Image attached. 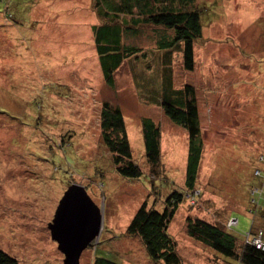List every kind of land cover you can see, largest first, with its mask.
Returning <instances> with one entry per match:
<instances>
[{
	"label": "rangeland",
	"instance_id": "obj_1",
	"mask_svg": "<svg viewBox=\"0 0 264 264\" xmlns=\"http://www.w3.org/2000/svg\"><path fill=\"white\" fill-rule=\"evenodd\" d=\"M6 4L15 8L11 0H0V249L18 264H62L47 225L74 184L87 189L102 216L99 235L79 264H93L97 256L118 264H161L125 232L142 203L161 211L168 192L184 190L185 131L161 107L143 99L129 62L114 74L113 89L105 84L92 40L91 26L97 24L92 0L25 3L21 17L20 11L11 12L22 21L18 28L10 24L12 18L4 19ZM195 5L202 34L194 44L193 70L183 69L177 52L167 60L174 88L193 87L202 155L196 192L177 207L168 232L183 264H227L223 261H232L188 237L186 223L199 218L239 240L250 229L264 233V0H196ZM161 32L142 27L139 34L123 38L124 44L147 50L153 71L165 58L155 45ZM15 39L25 44L19 52ZM34 98L43 99L49 110L38 130L19 123L26 120L25 112L31 113L22 100ZM103 102L122 113L140 179H124L114 171L100 136ZM145 119L161 134L155 173L144 153ZM58 147L69 148L81 172L60 169L53 157L62 156ZM232 219L237 224L228 227Z\"/></svg>",
	"mask_w": 264,
	"mask_h": 264
},
{
	"label": "trees",
	"instance_id": "obj_2",
	"mask_svg": "<svg viewBox=\"0 0 264 264\" xmlns=\"http://www.w3.org/2000/svg\"><path fill=\"white\" fill-rule=\"evenodd\" d=\"M32 1L11 0L15 8L6 4L1 10L4 19L12 18L9 20L11 25L22 26L23 24H20L22 21L17 22L11 12L18 10L20 11L17 13L18 17H21L23 4H29ZM195 1L92 0L93 11L97 19V24L91 26L92 40L105 84L113 89L114 74L123 63L129 62L130 74H133L131 76L135 81L136 89L143 94V99L161 107L164 116L171 123L182 128L187 135L184 190L174 189L168 192L161 211L142 203L134 213L125 232V235L135 237L140 241L147 257L152 262L161 264H183L176 249V242L169 235L168 228L177 207L184 201L185 196L193 197L191 194L196 192V179L202 155L199 110L193 87L185 84L182 88H174L170 64L167 60L173 52H177L181 55L185 71L191 72L194 68V44L202 34L200 11ZM30 23L34 28V24ZM142 27H155L162 31L155 45L157 51L164 53L165 58L161 64L162 67L157 66L154 71L151 70L147 50L144 51L141 47L133 44L127 45L123 42L125 36L133 37L139 34ZM14 30L17 33L20 32ZM34 30L32 29L29 34ZM22 41L15 39L16 52L25 46ZM151 74L153 76H150ZM152 78H154L153 84L151 83ZM138 95L142 98L141 94L138 93ZM21 103L31 111L30 114L25 112L26 120L21 122H19L20 119L16 120L23 127H33L38 130L44 121H48L45 115L49 110L43 99L34 98L24 102L22 100ZM99 129L102 143L111 157L115 173L124 179H140L142 170L133 161L124 119L117 106L109 102L102 103L99 113ZM141 136L146 161L153 170L152 173H155L160 165V129L151 120L145 119L141 124ZM58 149L62 156L58 154L52 156L58 160L60 169L63 171L71 169L75 174L81 172V163H76L69 153V148L58 147ZM63 152L72 165L65 163ZM55 172L58 173V170ZM85 190L87 191L86 188ZM197 194L199 195L198 190ZM257 231L261 232L264 243V233L261 229L254 231L250 229L249 234L255 235ZM186 234L215 254L232 261L231 263L223 261V263L264 264V251L255 249L246 242L244 235L243 240L234 237L226 228L199 218H188ZM0 264H18V262L0 249ZM93 264L118 263L113 259L97 256L94 257Z\"/></svg>",
	"mask_w": 264,
	"mask_h": 264
},
{
	"label": "water",
	"instance_id": "obj_3",
	"mask_svg": "<svg viewBox=\"0 0 264 264\" xmlns=\"http://www.w3.org/2000/svg\"><path fill=\"white\" fill-rule=\"evenodd\" d=\"M101 223L100 210L85 188L69 186L47 225L51 240L63 255L62 264H79L81 254L98 237Z\"/></svg>",
	"mask_w": 264,
	"mask_h": 264
},
{
	"label": "built area",
	"instance_id": "obj_4",
	"mask_svg": "<svg viewBox=\"0 0 264 264\" xmlns=\"http://www.w3.org/2000/svg\"><path fill=\"white\" fill-rule=\"evenodd\" d=\"M237 220L232 219L228 227L236 226ZM245 241L250 245L254 246L255 249L264 251V243L262 242V234L260 231H257L255 235L245 234Z\"/></svg>",
	"mask_w": 264,
	"mask_h": 264
},
{
	"label": "crops",
	"instance_id": "obj_5",
	"mask_svg": "<svg viewBox=\"0 0 264 264\" xmlns=\"http://www.w3.org/2000/svg\"><path fill=\"white\" fill-rule=\"evenodd\" d=\"M231 218V217H230ZM244 236H245V234H244Z\"/></svg>",
	"mask_w": 264,
	"mask_h": 264
}]
</instances>
